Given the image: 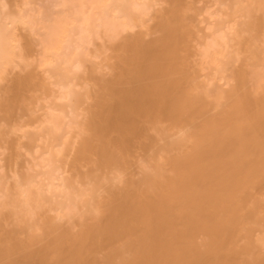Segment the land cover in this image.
Wrapping results in <instances>:
<instances>
[{
    "label": "bare ground",
    "instance_id": "obj_1",
    "mask_svg": "<svg viewBox=\"0 0 264 264\" xmlns=\"http://www.w3.org/2000/svg\"><path fill=\"white\" fill-rule=\"evenodd\" d=\"M53 2L0 0V264H264V0Z\"/></svg>",
    "mask_w": 264,
    "mask_h": 264
},
{
    "label": "rangeland",
    "instance_id": "obj_2",
    "mask_svg": "<svg viewBox=\"0 0 264 264\" xmlns=\"http://www.w3.org/2000/svg\"><path fill=\"white\" fill-rule=\"evenodd\" d=\"M40 2V1H39ZM47 2V3H46ZM49 2H51V0H45V2H44V0H41V3L39 4V5H42V4H44V5H42L41 7H43V6H47L48 5V8H50V6H52L53 7V0H52V2L51 3H49Z\"/></svg>",
    "mask_w": 264,
    "mask_h": 264
}]
</instances>
